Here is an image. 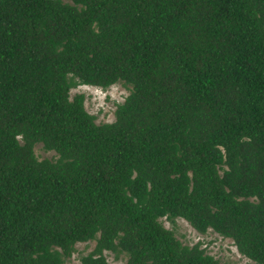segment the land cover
I'll list each match as a JSON object with an SVG mask.
<instances>
[{
  "label": "trees",
  "instance_id": "trees-1",
  "mask_svg": "<svg viewBox=\"0 0 264 264\" xmlns=\"http://www.w3.org/2000/svg\"><path fill=\"white\" fill-rule=\"evenodd\" d=\"M177 218L264 264V0H0V264H222Z\"/></svg>",
  "mask_w": 264,
  "mask_h": 264
},
{
  "label": "rangeland",
  "instance_id": "rangeland-1",
  "mask_svg": "<svg viewBox=\"0 0 264 264\" xmlns=\"http://www.w3.org/2000/svg\"><path fill=\"white\" fill-rule=\"evenodd\" d=\"M71 96L75 93L85 94L86 110L96 116V122H111L114 120L116 104L124 100L129 93V86L117 82L107 89L92 85H79L71 89ZM41 144L35 146V153L39 159L54 156L52 151H44ZM165 227L173 230L175 236L184 244L192 245L201 242L202 247L213 255L222 264H257L242 255L232 239L221 236L209 229L206 233H198L186 220L177 218L174 223L162 219ZM95 245V241L79 242L76 244L75 252L66 260V264H81L80 256L89 253ZM108 264H124L126 256L119 255L118 258L112 252L105 251Z\"/></svg>",
  "mask_w": 264,
  "mask_h": 264
}]
</instances>
